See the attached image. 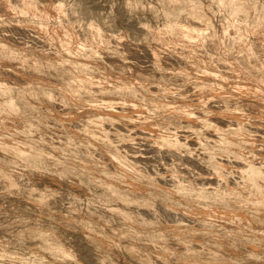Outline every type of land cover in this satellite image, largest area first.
Instances as JSON below:
<instances>
[{
    "label": "rangeland",
    "instance_id": "rangeland-1",
    "mask_svg": "<svg viewBox=\"0 0 264 264\" xmlns=\"http://www.w3.org/2000/svg\"><path fill=\"white\" fill-rule=\"evenodd\" d=\"M6 1H8V2H6ZM31 1L36 2L38 5L43 7L45 11H43V10L37 11L34 9H32V11H31V8L29 9L26 6L27 3L26 2L24 3V0H0V42L2 41V44H0V95H2L4 97L8 96V98L10 96L9 99L12 102H14L15 106H16L15 116L12 115L13 118L11 116L6 117V115H5L6 118L4 117V115H1V117H0L1 122L10 121L11 118H12V120H14V125L5 126V128L0 127V137H2L0 139V245H2V244L8 245V246H6V248L8 247L7 249L11 248V250L13 249V251L16 250V253L19 251L18 253H20L21 255L24 254V256H28L30 254V252H32L33 254H38L40 259L43 260L45 263L56 262L58 264H62V263L63 264H165V263L166 264H189L190 262L192 264L193 263L196 264L195 261H193V262L191 261L192 260L191 258H190V261L185 260V259H189V258H186V256L188 254H192V255L195 254V255H201L202 256L201 252H203V254H205L203 257L206 256V258L209 259V261H212V260L213 261L210 263L209 262H206V263L197 262V264H215L217 261H218L217 262L218 264H264V231H262L261 229H258V230L251 229V226L248 223H246V221L239 220L238 217L235 216V214L229 212L228 210H227L228 212H226V214H221V215H223V217H225L227 219V221H229L231 223L230 225H233V226H231L230 230L223 229V227L221 225L222 223L218 222V220L220 221V219H219L220 214H217V213H219L218 211L215 212V211L211 210V208L204 206V204H195L192 201H191L192 202L191 204L194 206H192L191 204H186L190 199L186 198L183 195H178L177 192H175V193L171 192V189L174 187V182L169 180L167 183H165L164 180L161 179V177H158L156 175V172L153 171V169H152L153 167L148 166V165H154L155 164V160H156L155 154L157 152H159V153L164 155L165 160L167 158L166 163L171 164L173 159L177 158V160L179 161V162L177 161L178 163H183L185 165L184 168H178L177 169V171L180 175L187 176L189 180H192L193 177L189 175V169L192 172H194L196 174V176L198 175V179H195V182L193 184H191L190 186H188L189 189H193V191L195 190L196 192H209V193L214 192L217 195H220L221 193L223 194L224 192H226L228 194V192L231 191V187L236 189L237 187L241 186V185H238V184L242 183V179L240 177V175L242 174V172H241L242 169H241L240 165H242L250 157L247 158L244 156V159H243V156L242 157L239 156L240 158L235 157L237 159L236 160L234 158L235 155L233 156L232 155L233 153L228 154V151L224 152V153H218L217 154L218 156H216L217 161L218 160L221 161V162L218 161L219 164L221 165L219 167V171L216 170L215 168H213L214 171H211L212 167L210 168V166H209V168H208V166L203 161H204V158L207 156V153H205V152L209 148L214 149L217 146H219V147H227L228 146V143L225 140H222L223 142H221L222 135L218 132V129L222 128V126H223L222 124H224V126L227 130H229V129L232 130V129L237 128V127H234L233 124L236 125L235 123H240L239 121H242V123H245V125L248 126V128L250 130L249 132H251V134L254 135L257 138V140L264 138V125H262V122H257V123L255 122L254 123L252 121V118H253V120L256 118V114L247 105V103H244L243 108H242V104H241V106H238L234 102L224 104V102L221 98L223 91H224V88L227 86V84L236 85L239 83V81H246V76L249 75L248 72H246V71L245 72L247 74L245 72H239L238 71V70H240L238 67H241L240 66L241 64L236 66L238 69H236V67H233V68L230 67V64L232 62H234L235 60H238L239 58L240 59L243 58L244 53L241 56L237 53L236 49L238 48V46L241 45V38L243 40V39L248 37L247 35H245V30L243 29L242 31H239V30L237 31V29L235 27H231L230 26L231 24L229 25L228 22L224 23L226 20L224 21L222 19H224L225 14H224V16H222L223 13H218L212 17L213 26H214V29H217L216 30L217 32L213 29L208 28V27L205 28V26H202L201 29H200V27L197 28V30H201V31H199V33L197 30L195 33L193 31V33L195 35H197V33L200 34V32H201V34H200L201 36L197 35V37L199 36L198 37L199 39H197V37H196L195 40H192V41L190 40L191 45L189 44L190 42H186L187 45L189 47H193V48L197 49V51L199 53L202 52L201 55H204V57L207 58V62L209 64L214 65L215 67H218V70L220 69L221 71L220 70L219 71L223 73L221 76H218V77H211L209 75H206L205 73L198 75V73L196 74L195 73L196 71L194 72V70L191 68L194 66V64L192 66V63H190V64H189V62L187 63L186 60L184 59V57L180 55L181 46H178L179 44H177V43L173 44L172 46H170L168 49L165 50V56L162 57L159 64H152L153 63L152 62L153 53L151 52V50L153 48L159 47L160 44L162 46H164L163 44H165V41L160 39V35L157 32L155 34V32H149L146 29H139L138 31H132L128 27V21L130 19L132 20V23H135V19L138 16L143 15V16H146L148 21L151 22V28L157 29V23L158 22H159L158 25L160 24L159 27H161V25H162L161 23L165 24V19L163 16H160V17H162V19L160 17L157 18L155 16V14H153V12H151V13L150 12H143L142 10H136V11H134L135 13L132 12L131 14H129L130 13L129 9L126 8V5H125L126 0H107V2H106V0H101V3L95 5L94 7L89 6L88 0H72V1L71 0H65L66 5L72 4L73 7L77 11H81L82 15H84L90 11H91V13L98 15L99 10H107L108 8H111V6L113 4L116 5L115 9H113L114 14H115L114 19H115V23H116V25L113 26L114 28L113 29H107V28H105V26L103 24L100 23L103 26L102 27L103 28L102 31L104 30L103 32H105V33H108V32L112 33L113 32V34H114V31H115L114 35H116V36L108 33L109 36L113 35V36H110L111 38L109 40L108 47L107 46H101V45H98V47H97L95 45L94 50L97 49L96 51H98V53L97 52L96 53L98 55H101V57L105 60L106 63L107 62L109 63V64L107 63V65H110L111 67L114 66L113 68L114 69L116 68V70H119L118 64L122 63L121 60L126 61V62L123 61V64H125V67H126L124 74L122 72V73H119L118 76L119 75L122 76L121 80L123 81V78H124V80H126V81H123V82H128L129 86L133 87V85H134L133 88L135 91L134 90L133 91L135 92V95L139 96V99H141V100H138V102L140 101V104H143V106L148 109V111H147V109H145V111L147 113L140 112L141 113L140 114L139 112H137L135 110L136 109L135 107L137 106L136 102H134V103L130 102V104H128L129 106L124 105L123 107L120 104L119 105L117 104L119 101H117L118 97L115 96V93L118 95L122 92V89H120V87L111 88V89L105 87L109 90L108 91L107 89L104 90V88H99V86H100L99 82L92 84V85H94L93 88L91 86H90L91 88L88 86H87V88H85L86 87L85 83L83 84V82H81V85L80 84L78 85L79 89L82 87L80 89V92H82L83 90H87V91L82 92L85 94L83 96L80 94H79L80 96H77V95L74 96V94H71L69 89L65 87L61 78L59 76L58 77L60 78V80L58 79V77L56 78L55 75H57V74H53V76L50 75L47 77L41 76L40 73L43 72L42 70H44V72H45L49 68H56L57 69L59 67V69L57 71L60 74H62L63 76H66V77H73L74 78V75H75V77H79V75L80 76L85 75L86 72L88 71V69L92 68L93 66L90 65V61H88V59L84 55V54H86L85 53L86 52V50H85L86 46H81L80 48L77 47V50H76V48L72 49L71 51L69 50V51H67L68 53L65 52L66 53V55H65L63 48L60 47L58 45V43H56V41L54 40L55 39L54 30L58 29L59 26H57L53 20L55 13L51 10V6L54 5L55 3L60 2V0H31ZM80 2H81V4H80ZM150 2L155 3L156 0H150ZM207 2H208V4L210 3V1L206 0V3ZM78 4H80L81 7ZM7 8H8V10H7ZM27 8L29 10H27ZM206 12H208V7L206 8ZM65 13L68 15V18L73 20V22L75 23V17L71 16V10L65 8ZM39 14H41V15H39ZM208 16H211L209 12H208ZM220 17H223V18H220ZM158 19H159V21H158ZM155 20H157L158 22ZM40 23L43 25L41 26ZM227 24H228V27L230 30L228 29ZM45 25H46L45 28L49 29L48 31H42L44 29ZM63 26L68 27L66 24H64ZM2 27H3V30H2ZM9 27H10V29H9ZM222 27H223V29H222ZM76 28H78L80 33L82 31H84V28L82 26H77ZM115 28L118 30H116ZM234 29H236V30H234ZM73 30L74 31L76 30L75 27L73 28ZM78 30H76L75 33L76 32L79 33ZM215 32H216V34H215ZM2 33H3V35H2ZM208 33H210V34H208ZM253 34H264V29H257L254 32H252L250 35L253 36ZM34 35L35 36L37 35V36L35 37ZM213 35L218 36V38L224 44H226L225 46L223 45V48L227 49L228 46H231L230 50L228 51V53L226 54L225 57L222 56V49L219 46H217V44L214 43V40L212 38ZM243 35H244V37H243ZM7 36H9V37H7ZM4 37H6V38L4 39ZM12 37H13V39H12ZM18 37H19V39H17ZM117 37H120V38L117 39ZM145 37H147V39H145ZM201 37H202V40H201ZM223 37H224V39H223ZM207 38H209V39L207 40ZM239 38H240V40H239ZM5 40L7 41V43ZM137 40H143L144 42L138 43V42H136ZM53 41H54V44H53ZM211 42H213V43H211ZM97 43L100 44L99 42H97ZM201 43H202V45H201ZM94 44H96V43H94ZM10 45H12V46H10ZM117 45H119L118 49H117ZM174 45H176V47ZM205 45H206V47H205ZM36 46L38 48H35ZM109 46H110V48H109ZM198 46H199V48H197ZM207 46L210 48H208ZM93 47H94V45H93ZM100 47H103V48L101 49ZM104 47H105V49L109 48V50H111V51H109V50L105 51ZM202 47L206 51H204V49ZM213 47H215V48H213ZM4 48H10V54H9V52L6 53ZM12 49L14 50V52ZM38 49H40V50H38ZM100 49L102 50V52ZM112 49H113V51H112ZM200 50H201V52H200ZM16 51L18 54L16 53ZM166 51H169V52H166ZM110 52H112V53L109 54ZM113 52H115L116 54ZM121 52H122V55H121ZM213 52H215V53H213ZM38 53H40L42 55V59L40 58L41 55ZM19 54H20V56H19ZM69 54H70V56H69ZM44 55H45V57H44ZM110 55H111V57H110ZM5 56H7V57H5ZM12 56H14V57L16 56L15 58H17V59L22 58L23 63L21 61L20 62L17 61L15 63L16 60H12L8 64V61L4 60V59H7L8 57L13 59L14 57H12ZM27 56H29V57L32 56L33 58L32 57L29 58ZM47 56H49L50 59ZM118 56L120 58H121V56H123L125 59H120ZM106 57H108V58H106ZM114 57H115V59H113ZM263 57H264V55H263ZM26 58H28V59H26ZM25 59H26V61H25ZM30 59H33L32 61L35 60V62L30 61ZM112 59H113V61H112ZM211 59H212V61H211ZM84 60L86 62H83ZM110 60H111V63H110ZM145 60H147L146 64L143 62ZM50 61H52L55 65ZM3 62L5 65L8 64L10 67L8 65L5 66L4 64H2ZM11 62H13V63L11 64ZM27 62H29L28 65H27ZM25 63H26V65H24ZM21 64H23V65H21ZM184 64H185V66H184ZM128 66H129V69L127 68ZM134 67L142 69L143 72L145 71L149 74H147V77H146V75L144 77L142 75L141 76L138 75L142 79L138 76L136 78V76H132V74H133L132 72L129 73V71L132 70ZM176 67H178V68H176ZM188 68H191L190 69L191 72L189 71ZM229 68H232V70ZM32 69H33V71L36 69L37 72L36 71L33 72ZM154 69L155 70L159 69V70H157V73H156V71ZM233 69H234V71L236 70L237 72L236 71L233 72ZM182 70H184V71H182ZM228 70H229V72H228ZM61 71H63V73ZM84 71H86V72H84ZM160 71H161V73H158ZM230 71H231V74L233 73L235 76L233 74L232 75L229 74ZM31 72L34 74H32ZM106 72H107V70H103V69H100V71L98 70L97 73H99V75L97 77L99 79H105L107 77L106 75H108L107 74L108 72L107 73ZM235 73H238V74H235ZM37 75H38V77H37ZM196 75H197V77H196ZM226 75H228V78H231V79H228ZM236 75H237V77H236ZM239 75H241V76H239ZM31 76H32V78L34 77L33 78L34 80H32ZM224 76L226 77V80H225ZM52 77H54V78H52ZM42 78L45 80L44 81L45 83L42 82L43 84L42 83L40 84V82L38 80L43 81ZM260 78H263V80H264V75L261 74ZM191 79H192V81H191ZM235 79H236V82H235ZM176 80L178 83L176 82ZM172 81H173V85H172ZM180 81L182 84L180 83ZM182 81H184V82H182ZM36 83H37V85H36ZM132 83H134V84H132ZM96 84L98 85L100 92H99L98 88H96ZM177 84L178 85L180 84V85L178 86ZM42 85H43V88H45L46 93L43 91V88L40 87ZM175 85H177L178 87ZM223 85H225V86H223ZM38 86L40 87L39 89H41L42 92H41V90H38V88H37ZM136 86H137V88H136ZM29 87H30V89H29ZM46 87H48V88L46 89ZM54 87L58 88V89H56V91L61 89L60 91L61 92L63 91L62 93H64L65 95H68V98L66 100H64L65 103H63L62 100H60V99H57V100L54 99V101L57 103H55L53 101L51 94H50V91H49V88H51L50 90L52 91V90H55ZM94 87L97 90H95ZM155 88H157L158 90ZM169 88H171V89H169ZM91 89H92V94L90 93ZM148 89H150V90H148ZM30 90H37L38 91L37 95H39V96H40V93H42V95H44V94L45 95L40 96V97L39 96L37 97V95H35V96L33 95L34 96V98H33V97H31L32 92H30ZM111 90L113 92H111ZM105 91H107V92H105ZM212 91L217 92L218 95L215 93H212ZM131 92H132V90H131ZM103 94H105L106 99L110 98L114 102L117 101L116 102L117 108H119V106L121 107V108H119L120 109L119 113H121V111L123 113V110L125 111L126 110L125 108L127 107L129 110L127 109L126 112H128V114H130V115L132 114L131 117L127 114L130 117V118H128L125 115L126 113L124 112L125 113L124 117L126 116L124 119V117H121L123 115L121 113V116L120 115L119 116H120V119H122L123 121L119 120V118L111 119V118L106 117L107 122H109V120L111 119L112 120L111 123H114V124L107 123L106 121L102 122V126L104 127V124H105V126L107 128L106 129L104 127L106 129V131L109 130L108 132L110 134L114 133V136L117 135L115 138L112 135L113 139H114L113 142L119 143V144L112 143L111 146L108 144H102V143L99 144L98 142L95 143V141H93L94 142V144H93V143H91L92 140L91 141H89L90 139L85 140V139H88V137L90 136L89 135L90 132H87V130L90 129L89 124L92 123V121L89 119L90 118L89 117V115H90L89 109L90 108L88 107L89 105L86 103V101L88 99H86L85 97H87L86 95H89V96L93 97V100L95 98L96 101H100V100L104 99V98H102V97H104ZM108 94H113L114 98H113V96H111L112 98L110 96L107 98L106 95H108ZM170 94H172V95H170ZM178 94H180V95H178ZM205 94H206V96L202 97ZM254 94H256V95H254ZM69 95H71V96H69ZM168 95H169V97H168ZM257 95L258 96L260 95L259 98L260 97L263 98L262 93H253L252 96L249 98L256 100L258 98ZM97 96L99 99H96ZM41 97H42V99H41ZM27 98L28 99L33 98L34 104L31 103V104L27 105V103H28ZM156 98H158V100ZM39 99H41L42 101ZM79 99H80V101H84L85 103L84 102L83 103L85 105L81 104V102L79 104ZM83 99H85V100H83ZM144 99H146V100H144ZM163 99H165V100H163ZM179 100L182 102H180ZM59 101H61V102L59 103ZM25 102H26V104H25ZM184 102H185V104H184ZM35 103H36V105H35ZM43 103H46L48 106L45 107V104H43ZM75 104H77L78 106ZM161 104L166 105V106L171 105V106H174V108L173 109H170V108L165 109V108L161 107ZM182 104H184V105H182ZM31 105L33 108L29 107ZM33 105H35V106H33ZM42 105L44 106V108H42ZM79 105H82V106L80 107ZM86 106L89 109H86L87 108ZM78 107L82 111V112L79 111L80 115L78 114L79 112H77L79 109ZM239 107L245 113V114H243L242 117H240L241 119L240 118L238 119L239 116L237 117L235 115V114H237ZM46 108L48 109L49 113L46 110H43ZM52 108H53V110H55L54 112H53ZM202 108H204L206 110L208 109L207 111H210V113H211L210 115L207 116L208 117L207 119H209L207 121V126L204 123H202L200 120L198 121L199 117L202 118V115H203V117L205 116L204 115L205 112L201 111ZM244 108H246V109H244ZM71 109L73 111H71ZM133 109L135 110V112L132 111L133 113L132 112L129 113ZM154 109L159 110V111H156V117L158 118L157 120L161 119L162 122L163 121H164V123L166 122V124H164V125H165V129L168 130L167 131L168 134H170V131H171V135L174 134L175 138H177L179 140V143L181 142L180 145L183 146L185 143L184 146H186V147H182V148L180 147L179 153L177 152V150L179 149L178 147H172L170 149L169 148H156V147H150L149 148L148 145H151L153 143V140L160 137V135H158V134H160V131L158 129H154V126L150 125L151 123H149L150 122L149 118L151 117L150 114L153 113ZM117 111H119V110H117ZM150 112H152V113H150ZM71 113H73V116ZM74 113L76 114V116ZM84 113H86V114H84ZM68 114H70V116ZM147 115L148 116L150 115V116L148 117ZM71 116H72V118H71ZM197 116H198V118H197ZM228 116H230V117H228ZM47 117L49 119H47ZM65 117H66V119L71 118L70 120L69 119L67 120L68 122L66 121L65 125L68 124L66 127L63 126L64 125L63 121L65 120ZM135 117H138V118H135ZM139 118H140V120H139ZM193 118H194V120H193ZM246 118H248V119H246ZM5 119H8V120L6 121ZM45 119H47V120L45 121ZM62 119H64V120L61 121ZM137 119L139 121H137ZM148 119H149V122H148ZM167 119H169V120H167ZM124 120L128 121V124L126 121L124 122ZM154 120H156V119H154ZM245 120H249L250 122H247V121L245 122ZM41 121H42V123H41ZM59 121H60V123L62 122L61 124H63V125H61L59 123ZM161 121L159 120V122H161ZM170 121H172V122L170 123ZM196 121H198V122H196ZM104 122H106V123H104ZM136 122H137V124H136ZM227 122H229L228 125L232 124V126L234 128L231 129L229 127H226ZM167 125H168V127H167ZM219 125L221 127H218ZM68 127H69V129H67ZM120 128H123V129H120ZM31 130H32V132H31ZM35 130L37 132L36 135H39L41 138L45 139V140H41L38 138L39 144H37L35 142V140L31 139V137H37L35 134H32L33 132L36 133ZM130 130H131L132 136L135 138V144L140 145V149L137 152L133 151L132 143H129L128 140L126 139L128 137ZM157 130L159 133L157 132ZM66 132H68L67 134L71 136L70 137L71 142L73 141L74 136L76 138V135H77V138L75 139V141L76 140L78 141L81 137L83 139L82 144L85 141H87L88 143H90L91 145L96 146V147H92L94 149V150L91 149L92 152L90 150L87 152L86 151L83 152V154H82V152L79 153V156L77 157L78 152L76 149H78V148L80 149L82 147L84 148V145L78 144V143H81L82 140H79L78 142L76 141L77 142L76 144H78L76 146H79V147L72 146L75 141L72 143V145H70L69 144L70 141H68L69 136L67 137L65 135L66 137H64V134H66ZM75 132L77 133L76 135H75ZM78 132L80 134L82 133V134L87 135V136H85V137H84V135L80 136V134ZM72 133L74 134L73 138H72ZM120 133L122 136L119 139ZM42 134H43V136H42ZM156 134H157V136H155ZM217 134H218V136H217ZM7 135H9V136H7ZM19 135H20L21 139L19 138ZM21 135H22V137H21ZM123 136H125V138H123V140H122ZM215 136H217V138ZM8 137L9 138L13 137V141L19 142V148H21V149L23 148L22 149L23 151L21 149H15V151H13L12 147L10 148L9 146L13 145L14 142L11 143L12 141L10 139H6ZM16 137L19 140H17ZM218 137H220V138H218ZM199 138L201 139V141ZM2 139H6L10 142H7L6 140L4 141ZM116 139H117V141H115ZM125 140H127V142ZM145 140H147V143H143V141H145ZM20 141H21V143H20ZM6 142L10 145H8ZM87 142H85L84 144H86ZM26 143H28V144H26ZM52 143H54V145ZM192 143H195V145ZM196 143L197 144L199 143V144L197 145ZM40 144H44L47 147L43 146L44 147L43 148V147H41L42 145L40 146ZM67 144L69 147L67 146ZM96 144L99 146H97ZM113 144L115 145V148L117 147L116 150H119V152H121L124 156H125V154L123 153L124 151L126 153H132L131 155L126 156V157H128V159L139 168V169H137V167L135 166L134 169H132V171H134V172L131 173V171H130V175L133 177L132 178V183L134 184L133 186L136 188L130 187L131 189L130 188L125 189L126 187L121 185V184H123L122 179L124 180V176H125V173L124 174L122 173V170L124 168L123 167L120 168L119 166H121V165L118 166V163H115V161L112 159L113 157L110 156L111 154L108 155V153H110L111 150H115V148L111 149V147H114ZM124 144H125V146H124ZM201 144H203V145H201ZM210 144H212V145H210ZM220 144H222V145H220ZM23 145H25V146H23ZM26 145H29V146H26ZM61 145H63V146L61 147ZM33 146H34V148H33ZM58 146L61 147V153H63V154L59 153L60 148ZM108 146H110V147H108ZM214 146H216V147H214ZM63 147H65V148H63ZM105 147H107L108 149ZM200 147H202V148H200ZM207 147H209V148L207 149ZM219 147H217V148H219ZM109 148H110V150H109ZM174 148H176L177 150H175ZM260 148L264 151V145L260 146ZM27 149H29V150H27ZM30 149H31V151H30ZM51 149L55 150L54 153L51 151ZM99 149L102 150V152ZM158 149H160V150H158ZM171 149L173 151H176V152H173ZM24 150H26V151H24ZM64 150H65V152H64ZM103 150L105 152H107L106 150H109V151L107 153H105ZM201 150H203V151H201ZM97 151L99 152V154ZM188 151H191L194 154L188 155L189 157L187 155H183V156L180 155V152L186 153ZM29 152H31V153H29ZM32 152H36V155L34 156L32 154ZM72 152L74 155L72 154ZM103 152L105 154H107L108 158L105 157L106 155H104ZM75 153H76V155H75ZM84 153H89L90 155L89 154L85 155ZM25 154H26V156H25ZM177 154L180 156V158H182V160L179 158V156ZM67 155H69V156H67ZM97 155H98V157H97ZM37 156H38V158H37ZM59 156H60V159H59ZM83 156L85 157L84 160H83V158H84ZM200 156H202V157H200ZM70 157H72V158H70ZM110 157L112 160H110ZM186 158H188V159H186ZM245 158H247V159H245ZM27 159H29V160H27ZM92 159H93V162H90V161H92ZM102 159H103V161L100 162V160H102ZM106 159H109V160H106ZM189 159L191 161H187ZM40 160H43V161H40ZM52 160L53 161L55 160L54 161L55 163ZM56 160H58V161H60V160L64 161L65 160V162L67 161V163H68V160H69V162H75L77 164V168H75V171L74 170L72 171L73 173H71L70 171L68 172V170H67V172L65 170L56 171L57 169H59L58 164H56ZM87 160L92 165V168H93V170L91 169L92 172L89 169H88L89 170L88 171V170L81 168V167H83V164H85L84 162L85 161L87 162ZM225 160H227V161H225ZM45 161H47V162H45ZM146 161H147V163H146ZM196 161L197 162L199 161V163L201 162L200 163L201 165L199 163H197ZM236 161L239 162L238 163L239 166L237 165ZM248 161L255 163V164H258V163H261L263 161V159H260V158L258 159V157H255L254 159H251V160L249 159ZM97 162H98L99 166L96 164ZM143 162H145V163H143ZM202 162L204 164H202ZM235 162H236V164H234ZM36 163H37V165H36ZM106 163H109V164H106ZM110 163L112 164V166ZM103 164L106 165L107 167L109 166L110 170L107 167H105ZM80 165H82V166H80ZM114 165H116V166L114 167ZM234 165H236V166H234ZM48 166H50V167H48ZM223 166L224 167L226 166V167L223 168ZM101 167H102V169H100ZM206 167L208 168V170ZM119 168H120V170H119ZM81 170H85V171H81ZM79 171H81V172H79ZM166 171H167V169H163L161 171V176H163V173ZM78 172L80 173V175ZM93 172H94V174H93ZM95 172H97V173L95 174ZM106 172H108L111 175H108V174L106 175ZM144 172L148 175L147 177L151 176V177H149V179L152 178L151 180L156 181V182L153 181L154 184L156 183L155 185L152 186L153 183L146 182L141 177L142 176L141 173L144 174ZM104 174H105V177L107 178L106 182L104 181L106 179H100V178H102L101 175H104ZM113 174H114L115 178H113V181H111L110 179H112ZM146 174H144V175H146ZM221 174H223V177ZM224 175H226V176H224ZM2 176H7L11 183L7 184L5 181H3ZM38 176L39 177H45V178H53L54 180H58L59 184L56 187H53L52 184H49L46 187H41L40 186L41 182L36 180V177H38ZM109 176L110 177L112 176V177L110 178ZM232 176H233V178H232ZM120 177H121V179H120ZM115 179H117L116 182H114ZM141 179L144 182H141ZM217 179L219 180L218 182H217ZM235 179L239 183L236 182ZM135 180L138 182H136ZM3 182H5V183H3ZM119 183H120V185H119ZM217 183H218V185H217ZM3 184H4V186H3ZM231 184L234 186H232ZM15 185L18 187H16ZM66 185H71V187H65ZM114 185L116 187H114ZM156 185L159 187H157ZM223 186H224V188H223ZM188 187H186L184 189H188ZM191 187H193V188H191ZM168 188H169V190H167ZM219 189H221V190L223 189L224 192H223V190L220 191ZM127 190L129 191V193ZM237 190H239V189H237ZM168 191H169V193H168ZM40 193H44L45 198L48 199L49 203H48L47 208L42 209V210H37L34 203H33V200L35 199V196L39 195ZM176 193H177L178 197L173 196ZM232 195H235L234 196L235 198H236V196H238L237 194H233V193H232ZM148 197H150V199ZM215 197H209L210 202H214V200H216ZM57 201L60 202V205L58 207L56 206ZM163 201H165V202H163ZM166 203H167V205H166ZM188 203H190V202H188ZM179 205L182 209L184 208V210H181L180 213H179L180 210H178V208H177V206H179ZM216 205L217 204H211V206H216ZM231 205H234V204H225V205L220 204V207H222L224 209L226 207V209H227V206L230 207ZM172 206L175 207L174 209H176V208L177 209L174 211H170L169 210L170 207H171L170 209L173 210ZM191 207L194 210L191 209ZM160 208H161V210H160ZM201 208H203L204 212H203V210L201 212ZM165 210L167 211L166 214H165ZM168 210H169L170 214H169ZM176 211H178V212H176ZM210 211H213V212H210ZM182 212L186 213V214H183ZM171 213H172V215L175 213L174 214L175 216L174 215L172 216ZM163 214H165V215H163ZM166 216H167V219L165 218ZM169 216H171V217H169ZM195 216L197 217L198 220L196 219ZM172 217H173V219L170 220L169 218H172ZM180 217H181V219H180ZM206 219L207 220L211 219L213 221L216 220L215 222L218 226H216L213 221H211V223H210L211 225H210L208 223L209 221H207ZM199 220L200 221L203 220L202 222H205V221L206 222L202 223ZM52 221H56V225H54L52 223ZM217 222L221 223V224H218ZM71 223L75 224L76 226L74 228H67V226ZM60 226H63L65 228L61 229ZM206 226H209V228ZM38 228L41 230L42 229L47 230V228H49V229L51 228L55 232V234L60 238L62 244L65 245V248L69 251V253L71 254V257H73V258L67 257L66 260L65 259L60 260V259L54 258L45 249L42 239H39V240L35 239V236H37V235H33V233H31L32 230H35ZM85 228H87V229H85ZM88 232H90L92 234L90 236L97 235L99 238L98 237H96V238L90 237L89 235H87ZM124 232L125 233L129 232L130 236L129 237L125 236L126 234L124 235L123 234ZM151 237L162 238V244H160L161 246L155 245V248L154 247L151 248V244L149 243L151 240ZM148 238H150V239H148ZM5 242H6V244H5ZM7 242H8V244H7ZM164 242H165L167 247H169V248L171 247V250H169L165 246ZM241 242H246V243H241ZM9 243H12V244L9 245ZM144 245H146V246H144ZM214 245L216 248L213 247ZM207 246H209V247L207 248ZM211 246L213 247V249ZM147 247H150V248H147ZM189 247H190V249H189ZM164 249H166L168 251H164ZM172 250H174V253ZM169 251H172V252H170L168 254ZM190 256H187V257H190ZM213 258L217 261H215ZM229 260H230V262H229ZM187 261H189V262H187ZM225 261H227V262H225Z\"/></svg>",
    "mask_w": 264,
    "mask_h": 264
},
{
    "label": "bare ground",
    "instance_id": "bare-ground-1",
    "mask_svg": "<svg viewBox=\"0 0 264 264\" xmlns=\"http://www.w3.org/2000/svg\"><path fill=\"white\" fill-rule=\"evenodd\" d=\"M72 1V0H71ZM208 1H210V3L208 4V2L206 3V0H179V2L178 3H175V4H172V5H170V8L171 9H174L175 11H170V8H169V6H166L165 7V10L166 11H170V14H169V16L168 17H165L164 15H163V13H161V15L160 16H163L164 17V19H165V24H163V23H161L162 25H161V27H157V29H156V31H154L155 32V34H156V32L160 35V39L161 40H164L165 41V44H163L164 46H162L161 44H160V46L159 47H156V48H153L152 50H151V52L153 53V57H152V64H159L160 63V61H161V59H162V57L163 56H165V50L166 49H168L170 46H172L173 44H179L178 46H181V48H180V55L181 56H183L184 57V59L186 60V62L188 63L189 62V64L190 63H192V66H193V64H194V68L193 67H191L193 70H194V72L197 74L198 73V75H201L202 73L204 74H206V75H209V76H211V77H218V76H221L223 73L222 72H220L219 70H218V67H215L214 65H212V64H209L208 62H207V58L206 57H204V55H201V50H200V52L201 53H199L198 51H197V49H195V48H193V47H189L188 45H187V43L186 42H190V40L192 41V40H195L196 39V37H197V35H200L201 34V32H200V34H198L199 33V31H201V30H197V28H199L200 27V29H201V27L202 26H205V28L206 27H208V28H210V29H213V30H217V29H214V26H213V22H212V17L213 16H215L216 14H218V13H223L222 14V16H224V14H225V16H224V19H222V20H226L224 23H226V22H228L229 23V25L231 26V27H235L236 29H237V31L239 30V31H242L243 29L245 30V35H247L248 37L247 38H245V39H243L242 40V38H241V45L240 46H238V48L236 49L237 50V53L239 54V55H241L242 56V54L244 53V55H243V58H239L238 60H235L234 62H232L231 64H230V67H236L237 65H239V64H241L240 66L241 67H238L240 70H238L239 72H248V74L249 75H247L246 76V81H239V83L238 84H236V85H229V84H227V86L224 88V91H223V94H222V96H221V98H222V100H223V102H224V104H228V103H230V102H234L236 105H238V106H241V104H242V108H243V104L244 103H247V105L253 110V112L256 114V118L253 120V118H252V121L255 123H257V122H262V125H264V80H263V78H260V75L261 74H263L264 75V57H263V55H264V34H253V36L252 35H250L252 32H254L255 30H257V29H264V14H262V15H256L255 13H252V14H249L248 12H247V9L246 8H239L238 7V5H239V3H240V0H235V3H233V0H222V4H221V0H217V4H213L212 3V0H208ZM6 2H8V1H6ZM27 3V7L30 9L31 8V11H32V9H34V10H37V11H41V10H43V11H45L44 10V8L43 7H41L40 5H38L36 2H33V1H31V0H24V3ZM58 2V1H57ZM126 2V1H125ZM138 2V0H133V4L135 5L136 3ZM80 4H81V2H80ZM80 4H78V5H80ZM77 5V4H76ZM126 5V4H125ZM8 6V5H7ZM80 7H81V5H80ZM208 7V9L211 7L212 8V12H209L210 13V15L211 16H208V12H206V8ZM2 8V7H1ZM9 8V7H8ZM8 8H7V10H8ZM27 8V10H29ZM67 8V7H66ZM74 8V7H73ZM84 8V7H83ZM127 8V7H126ZM6 9V8H5ZM81 9V8H80ZM33 10V11H34ZM2 11V10H1ZM258 11V10H257ZM10 12V11H9ZM18 12V11H17ZM36 12V11H35ZM91 12V11H90ZM134 12V11H133ZM150 13H151V11H149ZM44 13V12H43ZM47 13V12H46ZM135 13V12H134ZM13 14V13H12ZM130 14V13H129ZM154 14V13H153ZM16 15V14H15ZM39 15H41V14H39ZM67 15V14H66ZM68 16V15H67ZM159 16V17H160ZM20 17V16H19ZM49 18V17H48ZM161 19H162V17H160ZM220 18H223V17H220ZM34 19V18H33ZM43 19V18H42ZM155 19V18H154ZM25 20V19H24ZM150 20V19H149ZM32 21V20H31ZM155 21H157V20H155ZM158 21H159V19H158ZM157 21V22H158ZM218 21V20H217ZM156 22V23H157ZM238 22V23H237ZM74 23V22H73ZM159 23V22H158ZM158 23H157V25H158ZM41 24V23H40ZM14 25V24H13ZM43 24H41V26H42ZM116 25V23L114 24V26ZM160 25V24H159ZM50 26V25H49ZM48 26V27H49ZM221 26V25H220ZM11 27V26H10ZM10 27H9V29H10ZM46 27V25L44 26V29L42 30V31H48L49 29L48 28H45ZM57 27V26H56ZM60 27V28H59ZM58 27V29H56V30H54V37H55V41H56V43H58V45L60 46V47H62L63 48V50H64V53L66 52V53H68L67 51H71L72 49H75L76 48V50H77V47L78 48H80L81 46H86V54H84L85 56H86V58L88 59V61H90V65H92L93 67L92 68H90V69H88V71L86 72V71H84V72H86V74L85 75H82V76H80L79 75V77H75V75H74V78L73 77H66V76H63L62 74H60L57 70L59 69V67L56 69V68H49L48 70H46L45 72H44V70H42L43 72L42 73H40L41 74V76L42 77H47V76H53V74H57V75H55L56 76V78L59 76L60 78H61V80L63 81V83H64V85H65V87L66 88H68L69 89V91L71 92V94H74V96L75 95H77V96H80V95H85L84 93H82V92H84V91H87V90H83L82 92H80V89L82 88H78V85L80 84L81 85V82H83V84L85 83V85H86V87L85 88H87V86L88 87H92L93 88V86L94 85H92V84H94V83H98L99 82V88H104V90L105 89H107V88H117V87H120V89H122V92L120 93V94H116L115 93V96H117L118 98H117V101H119L117 104L119 105H121L122 107L124 106V105H127V106H129L128 104H130V102L132 103H134V102H136V111L137 112H143V113H147L146 111H145V109H147V108H145L144 106H143V104H140V101L138 102V100H141V99H139V96H137V95H135V90H134V85H133V87H131V86H129L128 85V82H123V81H126V80H124V78H123V81L121 80V77L122 76H118V74L119 73H122L123 72V74H124V72H125V70H126V67H125V64H123V61H125V60H121L122 61V63H117L118 64V66H119V70H116V68L114 69L113 67H111L110 65H107V63L105 62V60L101 57V55H98L97 53H98V51H96V50H94L95 49V45L98 47V45H101V46H107L108 47V45H109V40H110V36H113L114 34H115V31H114V34H113V32L112 33H109V34H113V35H108V33H105V32H103L102 31V25L98 22V27H99V30L97 31V30H95V28L92 26V25H89L88 26V28H87V30H85L84 29V31H82L81 33H80V31L78 30V28H76L75 27V29L76 30H78V32L79 33H75V31L73 30V28L74 27H64V26H59ZM83 27V26H82ZM227 27H228V24H227ZM43 28V27H42ZM80 28V27H79ZM114 28V27H113ZM112 28V29H113ZM204 28V27H203ZM14 29V28H13ZM116 29V28H115ZM222 29H223V27H222ZM228 29H229V27H228ZM236 29H234V30H236ZM2 30H3V27H2ZM82 30V29H81ZM116 30H118V29H116ZM196 30L198 31V33H197V35H195L194 33L196 32ZM206 30V29H205ZM230 30V29H229ZM233 30V31H234ZM11 31V30H10ZM15 31V30H14ZM18 31V30H17ZM120 31V30H119ZM193 31H194V33H193ZM209 31V30H208ZM232 31V30H231ZM236 31V32H237ZM23 32V31H22ZM217 32V31H216ZM216 32H215V34H216ZM17 33V32H16ZM50 33V32H49ZM119 33V32H118ZM10 34V33H9ZM8 34V35H9ZM154 34V35H155ZM204 34V33H203ZM202 34V35H203ZM208 34H210V33H208ZM214 34V33H213ZM2 35H3V33H2ZM21 35V34H20ZM29 35V34H28ZM108 35V36H107ZM206 35V34H205ZM241 35V34H240ZM6 36V35H5ZM27 36V35H26ZM35 36V35H34ZM37 36V35H36ZM35 36V37H36ZM43 36V35H42ZM114 36H116V35H114ZM201 36V35H200ZM224 36V35H223ZM230 36V35H229ZM7 37H9V36H7ZM16 37V36H15ZM47 37V36H46ZM50 37V36H49ZM53 37V36H52ZM199 37V36H198ZM197 37V39H199ZM225 37V36H224ZM224 37H223V39H224ZM243 37H244V35H243ZM6 37H4V39H5ZM38 38V37H37ZM113 38V37H112ZM212 38H213V40H214V43L215 44H217V46H219L221 49H222V56H226V54L228 53V51L230 50V48H231V46H226L227 47V49L226 48H223V45L225 46L226 44H224L219 38H218V36H216V35H213L212 36ZM240 38H239V40H240ZM2 39V38H1ZM12 39H13V37H12ZM17 39H19V37L17 38ZM205 39V38H204ZM203 39V40H204ZM209 38H207V40H208ZM3 40V39H2ZM34 40V39H33ZM50 40V39H49ZM112 40V39H111ZM115 40V39H114ZM201 40H202V37H201ZM206 40V39H205ZM238 40V41H239ZM4 41V40H3ZM6 41V40H5ZM12 41V40H11ZM18 41V40H17ZM38 41V40H37ZM36 41V42H37ZM138 41V40H137ZM156 41V40H155ZM24 42V41H23ZM97 42H99L100 44H98ZM108 42V43H107ZM159 42V41H158ZM157 42V43H158ZM161 42V41H160ZM200 42V41H199ZM6 43H7V41H6ZM19 43V42H18ZM35 43V42H34ZM94 43H96V44H94ZM211 43H213V42H211ZM235 43V42H234ZM0 44H2V41L0 42ZM5 44V43H4ZM11 44V43H10ZM23 44V43H22ZM52 44V43H51ZM53 44H54V41H53ZM190 45H191V42L189 43ZM214 44V45H215ZM7 45V44H6ZM17 45V44H16ZM30 45V44H29ZM56 45V44H55ZM93 45H94V47H93ZM158 45V44H157ZM201 45H202V43H201ZM208 45V44H207ZM213 45V44H212ZM228 45V44H227ZM233 45V44H232ZM10 46H12V45H10ZM38 46V45H37ZM35 47V48H38V47ZM47 46V45H46ZM57 46V45H56ZM121 46V45H120ZM123 46V45H122ZM130 46V45H129ZM175 47H176V45H174ZM173 46V47H174ZM193 46V45H192ZM4 47V46H3ZM49 47V46H48ZM52 47V46H51ZM205 47H206V45H205ZM208 47V46H207ZM216 47V46H215ZM215 47H213V48H215ZM57 48V47H56ZM83 48V47H82ZM101 49L103 48V47H100ZM114 48V47H113ZM123 48V47H122ZM197 48H199V46L197 47ZM203 48V47H202ZM208 48H210V47H208ZM100 49V50H101ZM107 49H109V48H107ZM115 49V48H114ZM204 49V48H203ZM217 49V48H216ZM4 50H5V52L6 53H8L9 52V54H10V48H4ZM13 50V49H12ZM11 50V51H12ZM38 50H40V49H38ZM42 50V49H41ZM62 50V49H61ZM83 50V49H82ZM84 50V51H85ZM104 50H105V47H104ZM144 50V49H143ZM150 50V49H149ZM148 50V51H149ZM161 50H163V52H161ZM3 51V50H2ZM109 51H111V50H109ZM112 51H113V49H112ZM116 51V50H115ZM140 51V50H139ZM146 51V50H145ZM204 51H206L205 49H204ZM13 52H14V50H13ZM83 52V51H82ZM81 52V53H82ZM97 52V53H96ZM101 52H102V50H101ZM100 52V53H101ZM117 52V51H116ZM120 52V51H119ZM135 52V51H134ZM150 52V51H149ZM166 52H169V51H166ZM16 53H17V51H16ZM24 53V52H23ZM50 53V52H49ZM55 53V52H54ZM66 53H65V55H66ZM75 53V52H74ZM93 53H95L96 54V58H93ZM106 53V52H105ZM112 52H110L109 54H111ZM113 53H115V52H113ZM213 53H215V52H213ZM232 53V52H231ZM3 54V53H2ZM18 54V53H17ZM38 54H40V53H38ZM116 54V53H115ZM136 54V53H135ZM150 54V53H149ZM236 54V53H235ZM41 55V54H40ZM47 55V54H46ZM64 55V56H65ZM103 55V54H102ZM120 55V54H119ZM121 55H122V52H121ZM142 55V54H141ZM19 56H20V54H19ZM59 56V55H58ZM69 56H70V54H69ZM105 56V55H104ZM107 56V55H106ZM114 56V55H113ZM208 56V55H207ZM214 56V55H213ZM212 56V57H213ZM236 56V55H235ZM5 57H7V56H5ZM12 57H14V56H12ZM16 57V56H15ZM7 58V59H4L5 61H8V64L10 63V61H12V60H16L15 61V63L17 62V61H21L22 62V58L21 59H17V58ZM27 57H29V56H27ZM30 57H32V56H30ZM29 57V58H30ZM44 57H45V55H44ZM48 58H49V56H47ZM83 57V56H82ZM110 57H111V55H110ZM109 57V58H110ZM119 57V56H118ZM127 57V56H126ZM133 57V56H132ZM211 57V58H212ZM240 57V56H239ZM3 58V57H2ZM33 58V57H32ZM40 58L42 59V55L40 56ZM47 58V59H48ZM72 58V57H71ZM85 58V59H86ZM106 58H108V57H106ZM120 58V57H119ZM146 58V57H145ZM148 58V57H147ZM229 58V57H228ZM26 59H28V58H26ZM26 59H25V61H26ZM50 59V58H49ZM111 59V58H110ZM113 59H115V57L113 58ZM113 59H112V61H113ZM121 59V58H120ZM170 59V58H169ZM179 59V58H178ZM183 59V60H184ZM230 59V58H229ZM33 59H30V61H32ZM83 60V59H82ZM107 60V59H106ZM109 60V59H108ZM119 60V59H118ZM127 60V59H126ZM231 60V59H230ZM234 60V59H233ZM29 61V62H30ZM39 61V60H38ZM120 61V60H119ZM211 61H212V59H211ZM29 62H27V65H28V63ZM32 62H35V60L34 61H32ZM50 62H52V61H50ZM83 62H86L85 60L83 61ZM115 62V61H114ZM185 62V63H186ZM228 62V61H227ZM13 62H11V64H12ZM23 63V62H22ZM53 63V62H52ZM110 63H111V60H110ZM150 63V62H149ZM184 63V62H183ZM213 63V62H212ZM2 64H4V62L2 63ZM7 64V65H8ZM54 64V63H53ZM109 64V63H108ZM114 64V63H113ZM176 64V63H175ZM5 65V64H4ZM7 65H5V66H7ZM21 65H23V64H21ZM24 65H26V63L24 64ZM52 65V64H51ZM55 65V64H54ZM161 65V64H160ZM9 66V65H8ZM82 66V65H81ZM144 66V65H143ZM151 66V65H150ZM184 66H185V64H184ZM187 66V65H186ZM10 67V66H9ZM8 67V68H9ZM30 67V66H29ZM51 67V66H50ZM116 67V66H115ZM125 67V68H124ZM131 67V66H130ZM141 67V66H140ZM180 67V66H179ZM3 68V67H2ZM128 69H129V66L127 67ZM142 68V67H141ZM147 68V67H146ZM159 68V67H158ZM176 68H178V67H176ZM184 68V67H183ZM191 68H188L189 69V71H190V69ZM232 68H229V69H231L232 70ZM237 67H236V69H238ZM6 69V68H5ZM15 69V68H14ZM29 69V68H28ZM46 69V68H45ZM76 69V68H75ZM100 69H103V70H107V74L108 75H106L107 77L105 78V79H99L97 76L99 75V73H97V71L99 70L100 71ZM181 69V68H180ZM235 69V68H234ZM234 69H233V72H235L234 71ZM41 70V69H40ZM64 70V69H63ZM153 70V69H152ZM155 70V69H154ZM157 70H159V69H157ZM157 70H155L156 71V73H157ZM25 71V70H24ZM32 71H33V69H32ZM34 71H36L37 72V70L35 69ZM33 71V72H34ZM75 71V70H74ZM182 71H184V70H182ZM224 71V70H223ZM3 72V71H2ZM30 72V71H29ZM62 73H63V71H61ZM130 72H132L131 74H132V76H136V78H137V76L138 75H142L143 77L146 75V77H147V74H149V73H147V72H143V70L142 69H139V68H137V67H134L132 70H130L129 71V73ZM152 72V71H151ZM191 72V71H190ZM228 72H229V70H228ZM227 72V73H228ZM237 72V71H236ZM245 72V73H246ZM6 73V72H5ZM32 73V72H31ZM70 73V72H69ZM102 73V72H101ZM155 73V74H156ZM158 73H161V71L160 72H158ZM244 73V74H245ZM32 74H34V73H32ZM36 74V73H35ZM38 74V73H37ZM73 74V73H72ZM82 74V73H81ZM130 74V75H131ZM154 74V73H153ZM229 74H231V71H230V73ZM228 74V75H229ZM233 74V73H232ZM231 74V75H232ZM235 74H238V73H235ZM242 74V73H241ZM243 74V75H244ZM247 74V73H246ZM102 75V74H101ZM122 75V74H121ZM160 75V74H159ZM185 75V74H184ZM228 75H226L227 76V78H228ZM230 75V76H231ZM234 75V74H233ZM29 76V75H28ZM140 76H138V77H140ZM235 76V75H234ZM239 76H241V75H239ZM238 76V77H239ZM37 77H38V75H37ZM58 77V79L60 80V78ZM124 77V76H123ZM162 77V76H161ZM167 77V76H166ZM185 77V76H184ZM196 77H197V75H196ZM225 77V76H224ZM233 77V76H232ZM236 77H237V75H236ZM245 77V76H244ZM31 78H32V76H31ZM34 78V77H33ZM32 78V80H34ZM41 78V77H40ZM51 78V77H50ZM52 78H54V77H52ZM55 78V79H56ZM141 78V77H140ZM177 78V77H176ZM193 78V77H192ZM43 79V78H42ZM130 79V78H129ZM142 79V78H141ZM145 79V78H144ZM163 79V78H162ZM169 79V78H168ZM228 79H231V78H228ZM237 79V78H236ZM236 79H235V82H236ZM50 80V79H49ZM189 80V79H188ZM222 80V79H221ZM224 80V79H223ZM225 80H226V77H225ZM39 82H40V84L42 83V82H44L45 80L43 79V81H41V80H38ZM175 81V80H174ZM191 81H192V79H191ZM190 81V82H191ZM232 81V80H231ZM238 81V80H237ZM25 82V81H24ZM48 82V81H47ZM142 82V81H141ZM171 82V81H170ZM176 82H177V80H176ZM182 82H184V81H182ZM32 83V82H31ZM45 83V82H44ZM51 83V82H50ZM54 83V82H53ZM60 83V82H59ZM58 83V84H59ZM178 83V82H177ZM180 83H181V81H180ZM33 84V83H32ZM39 84V83H38ZM43 84V83H42ZM49 84V83H48ZM47 84V85H48ZM56 84V83H55ZM132 84H134V83H132ZM137 84V83H136ZM135 84V85H136ZM143 84V83H142ZM182 84V83H181ZM36 85H37V83H36ZM50 85V84H49ZM172 85H173V81H172ZM178 85V84H177ZM177 85H175V86H177ZM180 85V84H179ZM178 85V86H179ZM210 85V84H209ZM45 86V85H44ZM53 86V85H52ZM123 86V87H122ZM158 86V85H157ZM177 86V87H178ZM204 86V85H203ZM223 86H225V85H223ZM32 87V86H31ZM36 87V86H35ZM40 87H42L43 88V85L42 86H40ZM39 86L37 87L38 88V90H41V89H39L40 88ZM90 87V88H91ZM105 87H107V88H105ZM143 87V86H142ZM198 87V86H197ZM222 87V86H221ZM48 87H46V89H47ZM55 88V87H54ZM89 88V89H90ZM96 88H98V85L96 84ZM95 87H94V89L95 90H97ZM99 88H98V90H99ZM136 88H137V86H136ZM140 88V87H139ZM183 88V87H182ZM185 88V87H184ZM28 89V88H27ZM29 89H30V87H29ZM51 88H49V91H50V94H51V97H52V99H53V101H54V99L55 100H57V99H60V100H62V102L63 103H65L64 102V100H66L67 98H68V95H65L64 93H62L60 90L61 89H59L58 91H56V89H58V88H55V90H50ZM93 89V90H94ZM119 89V88H118ZM142 89V88H141ZM144 89V88H143ZM155 89H157V88H155ZM169 89H171V88H169ZM204 89V88H203ZM222 89V88H221ZM14 90V89H13ZM108 90V89H107ZM113 90V89H112ZM111 90V92H113ZM131 90H132V92H131ZM134 90V91H133ZM148 90H150V89H148ZM158 90V89H157ZM163 90V89H162ZM168 90V89H167ZM223 90V89H222ZM29 91V90H28ZM43 91L46 93V91H45V88H43ZM109 91V90H108ZM120 91V90H119ZM145 91V90H144ZM199 91V90H198ZM30 92H32L31 94H32V96L31 97H33L34 98V96L35 95H37V93H38V91L37 90H30ZM41 92H42V90H41ZM80 92V93H79ZM99 92H100V90H99ZM105 92H107V91H105ZM150 92V91H149ZM165 92V91H164ZM49 93V92H48ZM47 93V94H48ZM90 93L92 94V89H91V91H90ZM102 93V92H101ZM143 93V92H142ZM152 93V92H151ZM179 93V92H178ZM206 93V92H205ZM212 93H215V94H217V92H215V91H212ZM219 93V92H218ZM253 93H262V95H263V98L262 97H260L259 98V96H258V98L256 99V100H253V99H251V98H249V97H251L252 96V94ZM30 94V95H31ZM80 94V95H79ZM167 94V93H166ZM21 95V94H20ZM28 95V94H27ZM29 95V96H30ZM34 95V96H33ZM45 95V94H44ZM44 95H42V93H40V96H44ZM98 95V94H97ZM104 95V97H102V98H104V99H102V100H100V101H96L95 100V98H94V100H93V97H91V96H89V95H86L87 97H85L86 99H88L87 101H86V103L89 105H87L86 107V109H89V111H90V115H89V119L92 121V123L91 124H89V128L90 129H86L87 130V132H90L89 133V137H88V139H85V140H89V141H91V143H93L94 144V142L93 141H95V143H102V144H108V145H112V143H115V142H113V136H114V133H112V134H110L108 131H106V126H105V124H104V127L106 128H104L103 126H102V122L103 121H106V117H108V118H111V119H117V118H119V120H121V121H123L122 119H120V116H121V113H122V111H121V113H119L120 112V109L119 108H121L120 106H119V108H117V104H116V102H114L112 99H110V98H108L109 96L111 97V96H113V94H108V95H106L107 96V98L108 99H106L105 98V94H103ZM149 95V94H148ZM170 95H172V94H170ZM178 95H180V94H178ZM182 95V94H181ZM213 95V94H212ZM218 95V94H217ZM254 95H256V94H254ZM261 95V96H262ZM39 95H37V97H38ZM39 96V97H40ZM69 96H71V95H69ZM93 96V95H92ZM100 96V95H99ZM175 96V95H174ZM202 96V95H201ZM204 96H206V94L205 95H203L202 97H204ZM211 96V95H210ZM216 96V95H215ZM28 97V96H27ZM47 97V96H46ZM168 97H169V95H168ZM176 97V96H175ZM181 97V96H180ZM237 97V98H236ZM9 98H10V96H9ZM8 98V96H2V95H0V117H1V115H4V117H5V115H6V117H9V116H11L12 118H13V116L12 115H14L15 116V111H16V106H15V103L14 102H12L10 99ZM33 98H31V99H28V103H27V105L28 104H34L33 102ZM112 98V97H111ZM113 98H114V96H113ZM145 98V97H144ZM164 98V97H163ZM167 98V97H166ZM177 98V97H176ZM183 98V97H182ZM249 98V99H248ZM41 99H42V97H41ZM41 99H39V100H41ZM51 99V98H50ZM96 99H99L98 98V96L96 97ZM116 99V98H115ZM157 100H158V98H156ZM204 99V98H203ZM207 99V98H206ZM38 100V99H37ZM47 100V99H46ZM83 100H85V99H83ZM144 100H146V99H144ZM163 100H165V99H163ZM177 100V99H176ZM182 100V99H181ZM42 101V100H41ZM173 101V100H172ZM180 101V100H179ZM183 101V100H182ZM182 101H180V102H182ZM204 101V100H203ZM46 102V101H45ZM55 102V101H54ZM61 101H59V103H60ZM80 102H81V104H83V105H85L84 103V101H80V99H79V104H80ZM84 102V103H83ZM151 102V101H150ZM156 102V101H155ZM168 102V101H167ZM37 103V102H36ZM36 103H35V105H36ZM48 103V102H47ZM55 103H57V102H55ZM62 103V104H63ZM165 103V102H164ZM175 103V102H174ZM178 103V102H177ZM24 104V103H23ZM25 104H26V102H25ZM38 104V103H37ZM43 104H45V107L46 106H48L46 103H43ZM71 104V103H70ZM184 104H185V102H184ZM184 104H182V105H184ZM35 105H33V106H35ZM52 105V104H51ZM50 105V106H51ZM60 105V104H59ZM75 105H77V104H75ZM145 105V104H144ZM187 105V104H186ZM78 106V105H77ZM80 107L82 106V105H79ZM189 106V105H188ZM29 107H32V105L31 106H29ZM52 107V106H51ZM54 107V106H53ZM63 107V106H62ZM74 107V106H73ZM84 107V106H83ZM133 107V106H132ZM161 107H163V108H170V109H173L174 108V106H166V105H162L161 104ZM237 107V106H236ZM33 108V107H32ZM42 108H44V106L42 105ZM48 108V107H47ZM43 109V110H46L48 113H49V111H48V109ZM79 108V107H78ZM159 108V107H158ZM162 108V109H163ZM187 108V107H186ZM200 108V107H199ZM35 109V108H34ZM77 109V108H76ZM126 110L128 109L127 107L125 108ZM244 109H246V108H244ZM52 110H53V108H52ZM75 110V109H74ZM84 110V109H83ZM117 110H119V111H117ZM126 110L124 111L123 110V115L121 116V117H124V114L128 117V118H130L131 117V115L130 114H128V112H126ZM129 110V109H128ZM135 110L133 109V110H131L129 113H131L132 111L133 112H135ZM208 110V109H207ZM55 110H53V112H54ZM71 111H73L72 109H71ZM79 111H81V109L79 108L78 109V111L77 112H79ZM147 111H148V109H147ZM159 111V110H158ZM164 111V110H163ZM173 111V110H172ZM184 111V110H183ZM247 111V110H246ZM52 112V113H53ZM82 112V111H81ZM86 112V111H85ZM125 112V113H124ZM132 112V113H133ZM62 113V112H61ZM70 113V112H69ZM76 113V112H75ZM74 113V114H75ZM87 113V112H86ZM86 113H84V114H86ZM150 113H152V112H150ZM149 113V114H150ZM72 114V116H73V113H71ZM77 114V113H76ZM76 114H75V116H76ZM79 115H80V112L78 113ZM77 114V115H78ZM83 114V115H84ZM130 116H128V115ZM141 114V113H140ZM181 114V113H180ZM186 114V113H185ZM194 114V113H193ZM221 114V113H220ZM224 114V113H223ZM243 114H245L244 112H243V110L239 107V109H238V111H237V114H235L237 117H238V119L240 118V117H242L243 116ZM69 116H70V114H68ZM120 115V116H119ZM134 115V114H133ZM137 115V114H136ZM145 115V114H144ZM151 115V114H150ZM149 115V116H150ZM204 115H205V113H204ZM251 115V114H250ZM32 116V115H31ZM35 116V115H34ZM52 116V115H51ZM65 116V115H64ZM72 116H71V118H72ZM87 116V115H86ZM125 116V117H126ZM148 116V115H147ZM148 116V117H149ZM158 116V115H157ZM187 116V115H186ZM245 116V115H244ZM5 117V118H6ZM49 117V116H48ZM47 117V119H49ZM54 117V116H53ZM52 117V118H53ZM67 117V116H66ZM66 117H65V120L64 119H62L61 121H63V124H61L60 123V121H59V123L61 124V125H63V126H67V125H65V123H66V121L69 119H71V118H68V119H66ZM125 117H124V119H125ZM139 117V116H138ZM138 117H135V118H138ZM162 117V116H161ZM160 117V118H161ZM190 117V116H189ZM195 117V116H194ZM228 117H230V116H228ZM236 117V118H237ZM251 117V116H250ZM12 118H11V120L10 121H7L8 119H5L7 122H1V120H0V127H2V128H5V126H12V125H14V120H12ZM58 118V117H57ZM61 118V117H60ZM134 118V117H133ZM171 118V117H170ZM169 118V119H170ZM197 118H198V116H197ZM208 117H206V116H204L203 117V115H202V118L201 117H199V119H198V121L200 120L201 122L202 121H204L205 119H207ZM47 119H45V121L47 120ZM51 119V118H50ZM88 119V118H87ZM105 119V120H104ZM110 119V120H111ZM149 119H150V122H149ZM148 119V122L149 123H151L150 125H153L154 126V129H158L159 131H160V134H158V135H160V137L161 136H163V138L165 139V140H167L168 141V143L169 144H174L175 145V147H178L179 148V150H177L176 148H174L175 150H177V152L179 153V151H180V144H181V142L179 143V140L177 139V138H175V136H174V132L172 133L173 135H171V131H170V134H168V130L167 129H165V125L164 124H166V122L164 123V121L162 122L161 121V119H159L161 122H159V120H152L151 118H149ZM165 119V118H164ZM169 119H167V120H169ZM230 119V118H229ZM241 119V118H240ZM246 119H248V118H246ZM4 120V121H5ZM89 120V121H90ZM109 120V119H108ZM109 120V122H107V123H111L112 122V120L110 121ZM134 120V119H133ZM139 120H140V118H139ZM138 119H137V121H139ZM143 120V119H142ZM145 120V119H144ZM173 120V119H172ZM189 120V119H188ZM193 120H194V118H193ZM196 120V119H195ZM209 119H207V121H208ZM211 120V119H210ZM244 120V119H243ZM250 120V119H249ZM249 120H245V122L247 121V122H250ZM39 121V120H38ZM49 121V120H48ZM51 121V120H50ZM114 121V120H113ZM118 121V120H117ZM126 120H124V122H125ZM159 123H158V122ZM192 121V120H191ZM190 121V122H191ZM198 121H196V122H198ZM219 121V120H218ZM225 121V120H224ZM251 121V122H252ZM68 122V121H67ZM88 122V121H87ZM86 122V123H87ZM106 122H104V123H106ZM116 122V121H115ZM127 122V124H128V121H126ZM130 122V121H129ZM172 121H170V123H171ZM193 122V121H192ZM232 122V121H231ZM240 123H235L236 125H234L233 124V126L234 127H237L236 129H232V128H234L233 126H232V124H230V125H228L229 124V122H227V124H226V127H229V128H231L232 130H230L229 128V130H227L226 128H225V126H224V124H222L223 126H222V128H219L218 129V132L222 135V138H221V142H223L222 140H225L227 143H228V146L227 147H219V146H217V147H219V148H217L216 146H214V147H216V148H209V147H207V149L208 150H206V152L205 153H207V156L204 158V163L208 166V168H209V166H210V168L212 169L211 171H214V169L213 168H215L216 170H218L219 171V167L221 166L220 164H219V162H221V161H217V158H216V156H218L217 154L218 153H224V152H227L228 151V154H232L233 156H234V158L235 157H237V158H240L239 156H243V159H244V156L245 157H247V158H249L250 160L251 159H254L255 157H258V159L260 158V159H263V161L261 162V163H258V164H255V163H252V162H250V161H245L242 165H240V167H241V169H242V174L240 175V177H241V179H242V183L241 184H238L239 182L238 181H236V179H235V181L236 182H238L237 184L238 185H241L240 187H235L236 189H234L233 187H231V191L230 192H228V194L226 193V192H224V190H223V194L221 193L220 195H217L216 193H214V192H212V193H209V192H196L195 190L193 191V189H189V187H188V189H183L182 190V192L181 191H177V193H178V195H183V196H185L186 198H188V199H190L188 202H190V203H186V204H191L192 202L193 203H195V204H204V206H206V207H208V208H211V210H213V211H218L219 213H217V214H220V221L218 220V222H221V223H218V224H221L222 225V227H223V229H228V230H230L231 229V226H233V225H230L231 223L229 222V221H227V219L225 218V217H223V215H221V214H226V212H231V213H233V214H235V216H237L238 217V219L239 220H244V221H246V223H248L250 226H251V229H256V230H258V229H261L262 231H264V151L260 148V146H263L264 145V138H261V139H258L257 140V138L254 136V135H252L251 134V132H249L250 130H249V128H248V126L247 125H245V123H242V121H239ZM32 123V122H31ZM41 123H42V121H41ZM50 123V122H49ZM144 123V122H143ZM146 123V122H145ZM148 123V124H149ZM168 123V122H167ZM194 123V122H193ZM192 123V124H193ZM209 123V122H208ZM111 124H114V123H111ZM124 124V123H123ZM136 124H137V122H136ZM191 124V123H190ZM44 125V124H43ZM73 125V124H72ZM120 125V124H119ZM118 125V126H119ZM228 125V126H227ZM124 126V125H123ZM205 126V125H204ZM62 127V126H61ZM64 127V128H65ZM117 127V126H116ZM167 127H168V125H167ZM166 127V128H167ZM186 127V126H185ZM218 127H221L220 125L218 126ZM38 128V127H37ZM43 128V127H42ZM80 128V127H79ZM82 128V127H81ZM84 128V127H83ZM119 128V127H118ZM11 129V128H10ZM63 129V128H62ZM67 129H69V127L67 128ZM66 129V130H67ZM85 129V128H84ZM109 129V128H108ZM112 129V128H111ZM116 129V128H115ZM120 129H123V128H120ZM192 129V128H191ZM65 130V131H66ZM76 130V129H75ZM158 130H157V132H158ZM40 131V130H39ZM77 131V130H76ZM81 131V130H80ZM31 132H32V130H31ZM35 132H36V130H35ZM62 132V131H61ZM60 132V133H61ZM69 132V131H68ZM68 132H66V134H64V137H68L67 139H68V141H70V135H68L67 133ZM74 132V131H73ZM115 132V131H114ZM121 132V131H120ZM201 132V131H200ZM229 132V133H228ZM254 132V131H253ZM79 133V132H78ZM84 133V132H83ZM94 133V134H93ZM117 133V132H116ZM123 133V132H122ZM159 133V132H158ZM176 133V132H175ZM197 133V132H196ZM32 134H37V132L36 133H32ZM77 133L75 132V135H76ZM80 134V133H79ZM82 134V133H81ZM80 134V136H83L84 134H82L81 135ZM134 134V133H133ZM147 134V133H146ZM151 134V133H150ZM202 134V133H201ZM256 134V133H255ZM14 135V134H13ZM16 135V134H15ZM66 135V136H65ZM73 133H72V138H73ZM113 135V136H112ZM127 135V134H126ZM148 135V134H147ZM154 135V134H153ZM177 135V134H176ZM6 136V135H5ZM7 136H9V135H7ZM32 136V135H31ZM37 137H31V139L32 140H35V142L37 143V144H39V139H41V140H45V139H43V138H41L39 135H36ZM42 136H43V134H42ZM60 136V135H59ZM79 136V135H78ZM85 136H87V135H84V137ZM117 135H115L114 136V138L116 137ZM121 133H120V135H119V139L121 138ZM155 136H157V134L155 135ZM200 136V135H199ZM202 136V135H201ZM217 136H218V134H217ZM217 136H215L216 138H217ZM11 137V136H10ZM21 137H22V135H21ZM62 137V136H61ZM83 137V138H84ZM152 137V136H151ZM159 137V138H160ZM2 137H0V139H1ZM17 138V137H16ZM19 138H20V135H19ZM39 138V139H38ZM76 138H77V135H76ZM75 136H74V138H73V141L70 143L69 142V144L70 145H72V143L75 141ZM79 138V137H78ZM123 138H125V136H123L122 137V140H123ZM149 138V137H148ZM198 138V137H197ZM204 138V137H203ZM215 138V139H216ZM218 138H220V137H218ZM6 139H10L12 142L11 143H13V145H11V146H9L10 148L12 147V150L13 151H15V149H21V148H19V142H17V141H13V137L12 138H6ZM6 139H2V140H6ZM21 139V138H20ZM52 139V138H51ZM118 139V140H119ZM127 139V138H126ZM200 139V138H199ZM1 140V141H2ZM17 140H19L18 138H17ZM65 140V139H64ZM79 140H82L81 141V143H78V144H82V142H83V139L80 137V139ZM78 140V141H79ZM217 140V139H216ZM219 140V139H218ZM3 141V142H4ZM7 142H10V141H8V140H6ZM50 141V140H49ZM77 141V140H76ZM74 142L73 143V145L72 146H76V145H78V144H76L77 142ZM115 141H117V139L115 140ZM126 142H127V140H125ZM200 141H201V139H200ZM199 141V142H200ZM6 142V143H7ZM45 142V141H44ZM85 142H87V141H85ZM84 142V143H85ZM217 142V141H216ZM20 143H21V141H20ZM48 143V142H47ZM82 144V145H84V148L82 147V148H78V149H76L77 150V152H78V155H77V157L79 156V153H81L82 152V154H83V152H87V151H90L91 149H93L92 147H96V146H93V145H91L90 143H86V144ZM111 143V144H110ZM125 143V142H124ZM130 143V142H129ZM151 143V142H150ZM8 144V143H7ZM25 144V143H24ZM26 144H28V143H26ZM53 145H54V143H52ZM115 144H119V143H115ZM192 144H194L195 145V143H192ZM197 144V143H196ZM199 144V143H198ZM197 144V145H198ZM223 144V143H222ZM222 144H220V145H222ZM8 145H10V144H8ZM42 145V146H41ZM97 145V144H96ZM114 145V144H113ZM130 145V144H129ZM184 145H185V143H184ZM183 145V147H186V146H184ZM201 145H203V144H201ZM210 145H212V144H210ZM21 146V145H20ZM23 146H25V145H23ZM26 146H29V145H26ZM31 146V145H30ZM40 146L41 147H43V146H46V145H44V144H40ZM63 145H61V147H62ZM67 146H68V144H67ZM97 146H99V145H97ZM110 146H108V147H110ZM124 146H125V144H124ZM149 146V145H148ZM200 146V145H199ZM22 147V146H21ZM47 147V146H46ZM56 147V146H55ZM59 147V146H58ZM61 147H59L60 149V151H59V153L60 154H63V153H61ZM69 147V146H68ZM76 147H79V146H76ZM133 147V146H132ZM192 147V146H191ZM203 147V146H202ZM202 147H200V148H202ZM206 147V146H205ZM33 148H34V146H33ZM44 148V147H43ZM54 148V147H53ZM63 148H65V147H63ZM105 148H107V147H105ZM113 148H115V145H114V147H111V149H113ZM117 148V147H116ZM116 148H115V150H111L110 151V153H108V155L109 154H111L110 156L111 157H113L112 159L115 161V163H118V166L119 165H121V166H119L120 168L121 167H123L124 169V171L122 170V173L124 174L125 173V176H124V180L122 179V181H123V184H121L122 186H124V187H126L125 189H128V188H136V187H134L133 185V183H132V176L130 175V171H131V173L132 172H134V171H132V169H134V167L136 166L134 163H132L129 159H128V157H126V156H124L121 152H119V150H116ZM123 148V147H122ZM121 148V149H122ZM127 148V147H126ZM150 148V147H149ZM23 149V148H22ZM21 149V150H22ZM25 149V148H24ZM32 149V148H31ZM31 149H30V151H31ZM46 149V148H45ZM48 149V148H47ZM56 149V148H55ZM70 149V148H69ZM102 149V148H101ZM108 149V148H107ZM170 149V148H169ZM27 150H29V149H27ZM33 150V149H32ZM44 150V149H43ZM57 150V149H56ZM72 150V149H71ZM94 150V149H93ZM100 150V149H99ZM109 150H110V148H109ZM109 150H106L107 152L109 151ZM148 150V149H147ZM158 150H160V149H158ZM162 150V149H161ZM172 150V149H171ZM187 150V149H186ZM192 150V149H191ZM23 151V150H22ZM24 151H26V150H24ZM47 151V150H46ZM50 151V150H49ZM51 151L54 153V151L55 150H53V149H51ZM67 151V150H66ZM101 152H102V150H100ZM104 151V150H103ZM151 151V150H150ZM173 151V150H172ZM182 151V150H181ZM201 151H203V150H201ZM28 152V151H27ZM26 152V153H27ZM64 152H65V150H64ZM91 152H92V150H91ZM96 152V151H95ZM98 152V151H97ZM100 152V153H101ZM105 152V151H104ZM103 152V153H104ZM107 152H105V153H107ZM137 152V151H136ZM170 152V151H169ZM173 152H176V151H173ZM25 153V152H24ZM29 153H31V152H29ZM67 153V152H66ZM104 153V155H106L105 157H107L108 158V156H107V154H105ZM124 154L126 153L125 151L123 152ZM168 153V152H167ZM32 154L35 156L36 155V152H32ZM72 154H73V152H72ZM85 155L86 154H89V153H84ZM92 154V153H91ZM98 154H99V152H98ZM132 154V153H131ZM136 154V153H135ZM134 154V155H135ZM149 154V153H148ZM176 154V153H175ZM74 155V154H73ZM75 155H76V153H75ZM81 155V154H80ZM90 155V154H89ZM138 155V154H137ZM154 155V154H153ZM174 155V154H173ZM178 155V154H177ZM197 155V154H196ZM23 156V155H22ZM25 156H26V154H25ZM67 156H69V155H67ZM88 156V155H87ZM102 156V155H101ZM100 156V157H101ZM139 156V155H138ZM166 156V155H165ZM179 156V155H178ZM188 156V155H187ZM222 156V155H221ZM231 156V155H230ZM30 157V156H29ZM32 157V156H31ZM56 157V156H55ZM84 157V156H83ZM89 157V156H88ZM92 157V156H91ZM97 157H98V155H97ZM111 157H110V160H112L111 159ZM141 157V156H140ZM189 157V156H188ZM200 157H202V156H200ZM37 158H38V156H37ZM51 158V157H50ZM58 158V157H57ZM70 158H72V157H70ZM149 158V157H148ZM151 158V157H150ZM179 158H180V156H179ZM228 158V157H227ZM247 158H245V159H247ZM59 159H60V156H59ZM81 159V158H80ZM85 159V157L83 158V160ZM95 159V158H94ZM98 159V158H97ZM145 159V158H144ZM153 159V158H152ZM171 159V158H170ZM177 159V158H176ZM181 160H182V158H180ZM186 159H188V158H186ZM193 159V158H192ZM200 159V158H199ZM236 159V158H235ZM27 160H29V159H27ZM49 160V159H48ZM51 160V159H50ZM67 160V159H66ZM106 160H109V159H106ZM149 160V159H148ZM166 160H167V158H166ZM166 160H165V162H166ZM194 160V159H193ZM203 160V159H202ZM237 160V159H236ZM240 160V159H239ZM40 161H43V160H40ZM53 161V160H52ZM55 161V160H54ZM53 161V162H54ZM58 160H56V164H58V167H59V169H57L56 171H63V170H65L66 172H67V170H68V172L70 171L71 173H73L72 171L74 170L75 171V168H77V164L75 163V162H69V160H68V163H67V161L65 162V160L63 161V160H60V161H58ZM72 161V160H71ZM75 161V160H74ZM95 161V160H94ZM98 161V160H97ZM103 161V159L102 160H100V162H102ZM133 161V160H132ZM138 161V160H137ZM141 161V160H140ZM178 161V160H177ZM186 161V160H185ZM187 161H191L190 159L189 160H187ZM195 161V160H194ZM225 161H227V160H225ZM242 161V160H241ZM244 161V160H243ZM45 162H47V161H45ZM84 162V161H83ZM88 162V163H87ZM87 162L85 161L84 163L85 164H83V167H81L82 169H85V170H90L91 171V169L93 170V168H92V165L89 163V161L87 160ZM90 162H93V159H92V161H90ZM107 162V161H106ZM112 162V161H111ZM173 162V161H172ZM179 162V161H178ZM197 162V161H196ZM202 162V164H204ZM233 162V161H232ZM237 162V161H236ZM236 162L234 163V164H236ZM248 162V163H247ZM55 163V162H54ZM95 163V162H94ZM104 163V162H103ZM114 163V164H115ZM140 163V162H139ZM142 163V162H141ZM143 163H145V162H143ZM146 163H147V161H146ZM194 163V162H193ZM197 163H199V161L197 162ZM196 163V164H197ZM201 163V162H200ZM199 163V164H200ZM238 163L239 162H237V165H238ZM79 164V163H78ZM97 165H98V162L96 163ZM106 164H109V163H106ZM111 164V163H110ZM195 164V165H196ZM36 165H37V163H36ZM104 165V164H103ZM201 165V164H200ZM223 165V164H222ZM226 165V164H225ZM259 165V166H258ZM57 166V165H56ZM80 166H82V165H80ZM94 166V165H93ZM99 166V165H98ZM105 167H107L106 165H104ZM111 166H112V164H111ZM116 165H114V167H115ZM142 166V165H141ZM149 166V165H148ZM192 166V165H191ZM197 166V165H196ZM234 166H236V165H234ZM239 166V165H238ZM48 167H50V166H48ZM137 167V166H136ZM194 167V166H193ZM202 167V166H201ZM226 167V166H225ZM224 166H223V168H225ZM108 169H109V166L107 167ZM117 168V167H116ZM120 168H119V170H120ZM207 168V167H206ZM208 168H207V170H208ZM222 168V167H221ZM235 168V167H234ZM100 169H102V167L100 168ZM115 169V168H114ZM118 169V168H117ZM137 169H139L138 167H137ZM153 169V168H152ZM193 169V168H192ZM80 170V169H79ZM85 170H81V171H85ZM88 170V171H89ZM110 170V169H109ZM143 170V169H142ZM190 170V169H189ZM78 171V170H77ZM76 171V172H77ZM81 171H79V172H81ZM87 171V172H88ZM95 171V170H94ZM97 171V170H96ZM75 172V173H76ZM78 172V173H79ZM86 172V173H87ZM92 172V171H91ZM90 172V173H91ZM120 172V171H119ZM148 172V171H147ZM227 172V171H226ZM89 173V174H90ZM97 172H95V174H96ZM104 173V172H103ZM208 173V172H207ZM2 174V173H1ZM93 174H94V172H93ZM111 175V174H109L108 172H106V175ZM144 174H146L145 172H144ZM144 174H142L141 173V177L146 181V182H149V183H153L152 184V186L153 185H155L154 184V182H156V181H154V180H151V179H149V177H151V176H149V177H147L148 175L146 174V175H144ZM79 175H80V173H79ZM78 175V176H79ZM213 175V174H212ZM220 175V174H219ZM222 175V177H223V174H221ZM138 176V175H137ZM182 176V175H181ZM224 176H226V175H224ZM237 176V175H236ZM3 177V181H5L7 184H9V183H11L10 182V180H9V178L7 177V176H2ZM100 177V176H99ZM101 177L102 178H100V179H106V180H104L105 182L107 181V178L105 177V174L104 175H101ZM110 177V176H109ZM112 177V176H111ZM110 177V178H111ZM197 177H198V175H197ZM228 177V176H227ZM230 177V176H229ZM109 178V179H110ZM113 178H115L114 177V174H113V177H112V179H110L111 181H113ZM137 178V177H136ZM155 178V177H154ZM153 178V179H154ZM231 178V177H230ZM232 178H233V176H232ZM236 178V177H235ZM239 178V177H238ZM108 179V180H109ZM120 179H121V177H120ZM198 179V178H197ZM203 179V178H202ZM206 179V178H205ZM209 179V178H208ZM213 179V178H212ZM240 179V180H241ZM109 180V181H110ZM116 180L117 179H115V181L114 182H116ZM138 180V179H137ZM229 180V179H228ZM233 180V179H232ZM136 181V180H135ZM154 181V182H153ZM207 181V180H206ZM219 180L217 179V182H218ZM5 182H3V183H5ZM136 182H138V181H136ZM141 182H144L142 179H141ZM222 182V181H221ZM232 182V181H231ZM111 183V182H110ZM158 183V182H157ZM203 183V182H202ZM223 183V182H222ZM6 184V185H7ZM114 184V183H113ZM118 184V183H117ZM216 184V183H215ZM221 184V183H220ZM235 184V183H234ZM236 184V185H237ZM119 185H120V183H119ZM158 185V184H157ZM156 185V186H157ZM217 185H218V183H217ZM232 185V184H231ZM235 185V186H236ZM3 186H4V184H3ZM16 186V185H15ZM169 186V185H168ZM172 186V185H171ZM232 186H234V185H232ZM9 187V186H8ZM16 187H18V186H16ZM15 187V188H16ZM114 187H116L115 185H114ZM157 187H159V186H157ZM222 187V186H221ZM118 188V187H117ZM130 188V189H131ZM191 188H193V187H191ZM196 188V187H195ZM204 188V187H203ZM223 188H224V186H223ZM229 188V187H228ZM164 189V188H163ZM171 189V188H170ZM197 189V188H196ZM199 189V188H198ZM210 189V188H209ZM218 189V188H217ZM227 189V188H226ZM237 189H239V190H237ZM3 190V189H2ZM124 190V189H123ZM167 190H169V188L167 189ZM220 191H222L221 189H219ZM5 191V190H4ZM128 191V190H127ZM199 191V190H198ZM227 191V190H226ZM12 192V191H11ZM159 192V191H158ZM172 192V191H171ZM170 192V193H171ZM211 192V191H210ZM237 192V193H236ZM128 193H129V191H128ZM168 193H169V191H168ZM173 193H175V192H173ZM177 193L175 194V195H173V196H176V197H178V195H177ZM218 193V192H217ZM231 193V194H230ZM232 193L233 194H237L238 196H236V198L234 197L235 195H232ZM18 195V194H17ZM115 196V195H114ZM131 196V195H130ZM144 196V195H143ZM142 196V197H143ZM216 196V197H215ZM181 197V196H180ZM179 197V198H180ZM209 197H215L216 198V200H214V202H210V200H209ZM233 197V198H232ZM134 198V197H133ZM144 198V197H143ZM149 199H150V197H148ZM214 198V199H215ZM173 199V198H172ZM183 199V198H182ZM187 199V200H188ZM211 199V198H210ZM157 200V199H156ZM185 200V199H184ZM151 201V200H150ZM186 201V200H185ZM192 201V202H191ZM153 202V201H152ZM162 202V201H161ZM163 202H165V201H163ZM165 204V203H164ZM206 204V205H205ZM211 204H217L216 206H211ZM220 204H234V205H231L230 207H228L227 206V209H226V207H225V209L224 208H222V207H220ZM166 205H167V203H166ZM169 205V204H168ZM192 205V204H191ZM171 206V205H170ZM182 206V205H181ZM192 206H194V205H192ZM165 207V206H164ZM173 207V206H172ZM155 208V207H154ZM163 208V207H162ZM171 208V207H170ZM169 208V210L170 211H174V210H176L177 208H178V210H180L179 211V213L181 212V210H184V208L182 209L181 207H180V205L179 206H177V208L176 209H174L175 207H173L172 209L173 210H171ZM189 208V207H188ZM165 209V208H164ZM191 209H193L192 207H191ZM196 209V208H195ZM160 210H161V208H160ZM169 210H168V212H169ZM194 210V209H193ZM197 210V209H196ZM202 210H203V208H201V212H202ZM228 210V211H227ZM163 211V210H162ZM208 211V210H207ZM213 211H210V212H213ZM225 211V212H224ZM166 210H165V214H166ZM176 212H178V211H176ZM184 212V211H183ZM182 212V213H183ZM186 212V211H185ZM203 212H204V210H203ZM155 213V212H154ZM164 213V212H163ZM178 213V214H179ZM200 213V212H199ZM165 214H163V215H165ZM169 214H170V212H169ZM168 214V215H169ZM175 214V213H174ZM173 214V215H174ZM177 214V215H178ZM183 214H186V213H183ZM182 214V215H183ZM190 214V213H189ZM232 214V215H233ZM167 215V216H168ZM171 215H172V213H171ZM172 215V216H173ZM176 215V216H177ZM181 215V214H180ZM167 216L165 217L166 219H167ZM175 216V215H174ZM209 216V215H208ZM218 216V215H217ZM231 216V215H230ZM234 216V215H233ZM149 217V216H148ZM160 217V216H159ZM163 217V216H162ZM169 217H171V216H169ZM196 217V216H195ZM219 217V216H218ZM127 218V217H126ZM170 220L171 219H173V217L172 218H169ZM180 219H181V217H180ZM196 219H197V217H196ZM126 220V219H125ZM130 220V219H129ZM185 220V219H184ZM198 220V219H197ZM207 220V219H206ZM137 221V220H136ZM175 221V220H174ZM200 221V220H199ZM203 220H201L200 222H202ZM207 221H209L208 223L210 224L211 223V221H213V220H211V219H208ZM216 221V220H215ZM215 221H213L214 222V224L216 225V226H218L217 224H216V222ZM134 222V221H133ZM140 222V221H139ZM138 222V223H139ZM206 222V221H205ZM205 222H202V223H205ZM212 222V223H213ZM146 223V222H145ZM166 223V222H165ZM177 223V222H176ZM185 223V222H184ZM140 224V223H139ZM144 225V224H143ZM204 225V224H203ZM211 225V224H210ZM213 225V224H212ZM238 225V224H237ZM205 226V225H204ZM249 226V227H250ZM206 227H208L209 228V226H206ZM214 227V226H213ZM85 229H87V228H85ZM94 229V228H93ZM239 229V228H238ZM240 231V230H239ZM250 231V230H249ZM31 233H33V235H42V241H43V245H44V247H45V249L54 257V258H56V259H60V260H66V258L67 257H71V254L69 253V251L65 248V245H63L62 244V242H61V240H60V238L55 234V232L50 228H47V230H41V229H35V230H32V232ZM125 236H127V237H129L130 236V234H129V232H124L123 233ZM87 235H92L90 232H88V234ZM133 236V235H132ZM145 236V235H144ZM90 237H94V238H96V237H98L97 235H94V236H90ZM162 237V236H161ZM99 238V237H98ZM97 238V239H98ZM131 238V237H130ZM129 238V239H130ZM163 238V237H162ZM162 238H160V237H151V240H150V244H151V248H155V245H160V244H162ZM139 239V238H138ZM148 239H150V238H148ZM237 239V238H236ZM136 240V239H135ZM165 240V239H164ZM9 241V240H8ZM11 241V240H10ZM132 241V240H131ZM98 242V241H97ZM140 242V241H139ZM241 243H246V242H241ZM2 244V243H1ZM5 244H6V242H5ZM7 244H8V242H7ZM10 244H12V243H9V245ZM138 244V243H137ZM144 244V243H143ZM149 244V245H150ZM164 244H165V242H164ZM147 245V244H146ZM146 245H144V246H146ZM168 245V244H167ZM241 245V244H240ZM243 245V244H242ZM6 246H8V245H4V244H2V245H0V264H58V263H56V262H50V263H45L43 260H41L40 259V257L38 256V254H33L32 252H30V254L28 255V256H24V254H20V253H16V250H14L13 251V249L11 250V248H9V249H7L6 248ZM161 246V245H160ZM163 246V245H162ZM165 246H166V244H165ZM167 247V246H166ZM165 247V248H166ZM173 247V246H172ZM209 246H207V248H208ZM212 247V246H211ZM214 248H216L215 247V245L213 246ZM213 247H212V249H213ZM22 248V247H21ZM147 248H150V247H147ZM169 250H171V247L169 248V247H167ZM186 248V247H185ZM189 249H190V247H189ZM201 249V248H200ZM23 250V249H22ZM138 250V249H137ZM215 250V249H214ZM132 251V250H131ZM140 251V250H139ZM164 251H168V250H166V249H164ZM173 251V253H174V250H172ZM172 251H169L168 252V254L170 253V252H172ZM22 253V252H21ZM202 253V256L201 255H192V254H188L187 256H190V257H187L186 256V258H189V259H185V260H189L190 261V258L192 259L191 261L193 262V261H195L196 262V264H197V262H199V263H206V262H212V261H209V259H207L206 258V256L205 257H203L205 254H203V252H201ZM40 254V253H39ZM75 254V253H74ZM132 254V253H131ZM140 254V253H139ZM176 254V253H175ZM185 255V254H184ZM210 255V254H209ZM231 255V254H230ZM174 256V255H173ZM59 257H62V258H59ZM165 257V256H164ZM208 257V256H207ZM212 257V256H211ZM71 258H73V257H71ZM183 258V257H182ZM46 259V258H45ZM211 259V258H210ZM214 259V258H213ZM147 260V259H146ZM215 260V259H214ZM226 260V259H225ZM56 261V260H55ZM80 261V260H79ZM180 261V260H179ZM189 261H187V262H189ZM215 261H217V260H215ZM222 261V260H221ZM232 261V260H231ZM58 262V261H57ZM168 262V261H167ZM218 262V261H217ZM215 263V264H218V263ZM225 262H227V261H225ZM224 262V263H225ZM229 262H230V260H229ZM234 262V261H233ZM61 263V262H60ZM146 263V262H145ZM221 263V262H220ZM63 264V263H62ZM166 264V263H165ZM189 264H192L191 262L189 263ZM194 264V263H193Z\"/></svg>",
    "mask_w": 264,
    "mask_h": 264
},
{
    "label": "clouds",
    "instance_id": "clouds-1",
    "mask_svg": "<svg viewBox=\"0 0 264 264\" xmlns=\"http://www.w3.org/2000/svg\"><path fill=\"white\" fill-rule=\"evenodd\" d=\"M107 2V0H106ZM179 0H156L155 3L150 2V0H138V2L134 5L133 0H126V7L129 9L130 14L133 11L136 10H142L143 12H153L155 16L158 18L161 13L165 17H168L170 14V11H175L174 9L170 8V5L178 3ZM101 0H88L89 6H95L97 4H100ZM213 4H217V0H212ZM233 3H235V0H233ZM222 4V0H221ZM169 6L170 11H166L165 7ZM71 10V16L75 17V23H73V20L69 19L68 16L65 13V8ZM116 5L113 4L111 8H108L107 10H99V14H93L91 12H87L86 14L82 15L81 11H77L75 8H73L72 4L65 3V0H60V2L55 3L51 6V10L55 13L53 20L57 26H63L66 24L68 27H77V26H83L85 30H87L89 25H92L95 30H99L98 22L103 24L105 28L112 29L115 24L114 19V11ZM239 8H246L247 12L249 14L255 13L256 15H262L264 14V0H240V3L238 5ZM258 10V11H257ZM209 12H212V8L210 7L208 9ZM128 27L132 31H138L139 29H146L149 32H154L156 29L151 28V22L148 21L146 16H138L135 19V23H132V20L130 19L128 21ZM159 27V25H157ZM120 37H117L119 39ZM147 39V37H145ZM138 43H143V40L136 41ZM119 45H117L118 49ZM110 48V46H109ZM109 49H105V51H108ZM163 52V50H161ZM93 58H96V54L93 53ZM121 59H125L123 56H121ZM126 62V61H125ZM145 64L147 63V60L143 61ZM156 111L157 109L153 110V113L151 114V119H157L156 117ZM201 111L205 112V116L207 117L210 115V111H207L206 109L202 108ZM147 119V118H146ZM207 126V119L202 121ZM128 142L132 143L133 145V151H139L140 145L135 144V138L131 134V130L129 131ZM143 143H147V140L143 141ZM149 147H156V148H172L175 147L174 144H169L167 140L161 136L160 138H157L153 140V143L149 145ZM183 147L182 145L180 146ZM179 150V149H178ZM191 151L188 152H180V155H193ZM131 153H125V156H129ZM156 160L154 165H149L150 167H153V171L156 172V175L158 177H161V179L164 180L165 183H167L169 180L174 182V187L171 189L172 192L181 191L190 186L195 182V179L198 177L194 172L189 170V175L193 177L192 180H189L187 176H181L177 169L178 168H184L185 165L183 163H178L177 159H173V162L171 164H168L165 162L164 155L157 152L155 154ZM163 169H167L166 172L163 173V176H161V171ZM37 181H40L41 187H46L49 184H52L53 187L58 186L59 181L54 180L53 178H45V177H36ZM65 187H71V185H66ZM33 203L37 210H42L48 207V199L45 198L44 193H40L39 195L35 196V199L33 200ZM60 205V202H56V206L58 207ZM54 225H56V221H52ZM76 225L71 223L67 226V228H74ZM61 229L65 228L63 226H60ZM35 239L39 240L42 239V235L35 236ZM62 258V257H59Z\"/></svg>",
    "mask_w": 264,
    "mask_h": 264
}]
</instances>
